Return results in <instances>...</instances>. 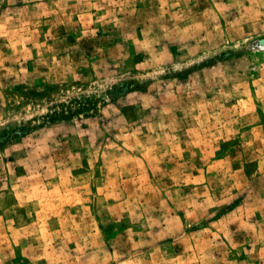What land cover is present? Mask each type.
Here are the masks:
<instances>
[{
  "label": "rangeland",
  "instance_id": "1",
  "mask_svg": "<svg viewBox=\"0 0 264 264\" xmlns=\"http://www.w3.org/2000/svg\"><path fill=\"white\" fill-rule=\"evenodd\" d=\"M0 264H264V0H0Z\"/></svg>",
  "mask_w": 264,
  "mask_h": 264
}]
</instances>
